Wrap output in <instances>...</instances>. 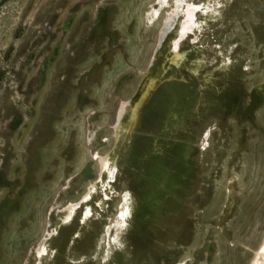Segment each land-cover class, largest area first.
Instances as JSON below:
<instances>
[{
    "label": "rangeland",
    "instance_id": "1",
    "mask_svg": "<svg viewBox=\"0 0 264 264\" xmlns=\"http://www.w3.org/2000/svg\"><path fill=\"white\" fill-rule=\"evenodd\" d=\"M263 239L264 0H0V264H251Z\"/></svg>",
    "mask_w": 264,
    "mask_h": 264
},
{
    "label": "bare ground",
    "instance_id": "2",
    "mask_svg": "<svg viewBox=\"0 0 264 264\" xmlns=\"http://www.w3.org/2000/svg\"><path fill=\"white\" fill-rule=\"evenodd\" d=\"M164 0H158V4H161L162 2H163ZM200 6H201V4H200ZM200 6H198V14H202L203 12H205V11H203L202 12V8L203 7H200ZM179 7H177L176 9H178ZM194 8V7H193ZM197 10V9H196ZM190 11V10H189ZM204 14V13H203ZM203 16V15H202ZM182 26V25H181ZM180 26V27H181ZM181 29V28H180ZM181 31H183L182 29H181ZM195 31V30H194ZM184 32V31H183ZM184 34V33H183ZM184 36V35H183ZM185 37V36H184ZM174 42V44H176L177 45V42L174 40L173 41ZM173 47H174V45H173ZM173 47H172V49H173ZM177 47V46H176ZM175 47V49H173V51H172V54H173V58H171V63H172V65H175V66H179L181 63H182V61H183V59H184V55H185V52H181L180 50H178V47L176 48ZM201 62V61H200ZM166 80V79H165ZM143 86L141 85L140 86V89L142 90L141 91V93H140V95H139V97L135 100V102L132 104V109H131V112H130V118L131 117H135V121H136V117H137V112H138V104H139V102H140V100H144V99H147V97L148 96H150V94L153 92V91H155V89H156V82L155 81H153V82H151L149 85H147V86H145L144 88H142ZM139 101V102H138ZM138 103V104H137ZM124 106V103L122 104V107ZM132 120V119H131ZM121 121H122V116H121V110H119L118 111V114H117V117H116V123H115V125H114V127H115V133H116V136L118 137L119 136V129H120V126H121ZM132 122V121H131ZM136 123V122H135ZM137 124V123H136ZM135 124V125H136ZM134 126V125H133ZM206 136V135H205ZM121 137V136H120ZM106 160H107V157H101V159H100V166H101V173L104 171V167H105V162H106ZM101 176V175H100ZM93 190V189H92ZM105 195V197H107L108 199L110 198V196H109V193H105L104 194ZM88 200H89V192L88 193H86V194H84L83 195V197L80 199V200H78V201H76V202H73V203H70V204H68L67 206H65L64 208H65V212L66 213H69V214H72V213H74V212H76V211H78L80 208H82V206H81V204L83 203L84 204V202H86V203H88ZM85 203V204H86ZM90 209H89V207L87 206V207H85L84 209H81V218H80V220H81V223H84L85 222V220L88 218V215H89V211ZM132 212H133V206H132V204L130 203V200L126 197V196H124V197H122V207H121V211H120V219H125V217H130L131 216V214H132ZM41 241V240H40ZM39 241V242H40ZM45 241H46V238H44L40 243H38V246H37V251H36V253L39 255V256H43V255H45L44 253L46 252V250H45ZM261 247V249L259 250V251H256V254H255V257H254V259H253V261H252V263L251 264H258V261H257V258H258V255H260L259 253H260V251H262V252H264V239H263V241H262V245L260 246Z\"/></svg>",
    "mask_w": 264,
    "mask_h": 264
},
{
    "label": "water",
    "instance_id": "3",
    "mask_svg": "<svg viewBox=\"0 0 264 264\" xmlns=\"http://www.w3.org/2000/svg\"><path fill=\"white\" fill-rule=\"evenodd\" d=\"M162 39H163V34L160 35V40H162Z\"/></svg>",
    "mask_w": 264,
    "mask_h": 264
}]
</instances>
